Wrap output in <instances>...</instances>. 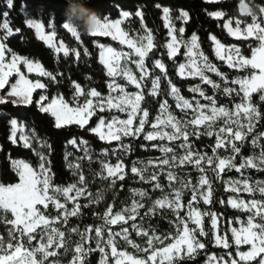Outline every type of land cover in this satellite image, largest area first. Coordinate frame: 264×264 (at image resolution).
I'll return each mask as SVG.
<instances>
[{"label": "trees", "instance_id": "trees-1", "mask_svg": "<svg viewBox=\"0 0 264 264\" xmlns=\"http://www.w3.org/2000/svg\"><path fill=\"white\" fill-rule=\"evenodd\" d=\"M245 1L252 11H257L259 7H264V0H220L216 2H205V0H90L88 7L94 10L103 20L105 17L115 21L121 19V12L128 11L130 13V20L126 24V30L130 34H141L145 31H150L153 36V48L148 53L145 60V67L149 72V76L142 82L146 85L141 89L144 92V99L141 101V109L149 111L147 123L144 126L142 133L138 137H127L120 141H101L98 135L87 131L89 127H94L97 122V116L91 117L84 129L78 125L69 124L61 129L54 127V118L49 114H44L38 111L34 105L29 106H13L12 104L0 105V184L5 186L19 182L15 170L11 165V160H23L29 163L35 170L39 169V157L37 152H43L50 161V175L51 184L53 186L65 187L74 183L78 179L77 168H69L68 165L79 166V171L86 177V184L84 187L86 191L80 197L78 204L80 205L77 215L71 217L64 228L65 232V246L58 251V258H55L58 263L70 264L73 257V250L77 242L80 241V236L72 232L71 229L76 228L79 232H85L88 226H101L104 229V240L108 238V228L112 232L121 231L122 227L128 228L129 240L124 241L117 239L116 247L119 251L132 254L135 258L146 259V253L143 249L148 247V237L137 235V231L131 228L132 220H128L125 224L117 226H106L102 219L103 213L109 206L113 209V214L121 212L126 216L129 213L124 212L125 209H130L134 202L143 204V208H139V215L136 217V223L139 228L148 232L149 235L159 236L163 239L165 236H174L176 234V216L175 214L159 205L155 206L154 214L145 216L150 208L153 207L155 201L163 200L167 197L169 200L174 199V192L182 190L181 202L184 207L181 210L182 216L187 220V204L192 199L191 185H197L201 175H206V178L211 182V202L205 204L199 201L197 209L202 213L214 212L217 214L219 220V234L225 233L229 237V243L232 244L230 249L235 253V245L232 243V233L230 231V223L238 226V221H241L243 226H246L248 216L252 214L249 211H242L234 209L228 204L229 197L240 198L246 201L253 199L257 201H264V196L256 192L235 193L225 191L226 185L223 181L228 179H247L251 185L257 184V181L264 182V171H259L255 168L242 169L237 172L235 169L221 173L222 179H217L215 173L211 168L206 169L205 173H201L196 167L185 164L176 165V161L180 162L179 158L185 155V149L179 147L183 140L175 142L164 141H147L144 135L152 131V124L156 122V117L160 115V104L158 101L167 99L169 109L176 119L182 123L191 121L193 113L191 111H181L176 107V101L167 93L170 92V86L167 79L162 77L161 88L157 96L149 95L151 90V79L154 78L152 73L160 74L159 69H154V61L160 60L166 66L168 78L179 89L180 95L196 106L198 100L201 104L211 106L210 102L204 97H201L199 92L189 91L190 88L200 85L201 90L205 96H211L216 101V107H225L229 110H234V104L240 102V98L235 94L228 96L223 93V88L226 86L220 77L215 73L206 72L215 83L220 85L219 90H214L211 85L203 84L199 77L184 78L178 74L179 63H185L186 57L183 55L185 49L181 47L180 53L177 57L169 59L167 57L166 44L169 42L168 29L164 27L162 19L163 13L161 9L156 7L157 4L161 6H168L172 9L173 21L177 28L184 27L185 33L183 39H189L193 33L198 37V45L200 51H203L208 56L209 60L215 64L218 69L225 73L228 80L245 76L249 74L250 70L230 69L227 65L219 61L215 56V44L211 37L215 36L220 43L227 47L235 45L239 47L241 53L251 58L253 50L259 46V42L255 39H237L228 34L227 30L223 28L225 20H240L243 25L252 22L250 15H243L241 12V4ZM65 0H14V7L7 8V0H0V24L5 21L4 12H8L7 22L13 29V34L6 40L3 39L5 31L0 29V38L6 44L7 48L11 49L19 56L27 57L28 59L39 63L46 71L51 72L56 80L53 81L49 77H40L36 75H28L23 67L21 70L32 81L40 80L46 85V89L37 90L33 95V101L39 99L40 94H45L49 98L62 96L70 105H74L72 100L75 88L74 84H79L85 93L96 89L101 96L109 95L108 85L112 83L113 79L108 76L107 70L101 61V48L103 44L105 47H111L118 52L129 53L132 59L137 58L132 51L117 40H113L109 36H92L90 33L79 32L80 38L77 40L66 29L62 27L65 23ZM183 9L189 13V20L183 23L182 20L176 19L179 15V10ZM141 11L143 18L136 16V12ZM222 11L225 18L216 20L209 16V12ZM34 20L45 25V30L48 33H55L58 41L65 44L70 51L69 55L65 57L63 54H56L53 48L40 40L33 28H29L27 21ZM20 31L17 32L16 30ZM73 49L80 53L79 58L76 57ZM88 50V54H84V50ZM8 57L11 53H7ZM138 78L139 72L135 70ZM162 75V74H161ZM15 82V76L10 79V83ZM116 82L125 88L128 93H137L134 85L130 84L125 78H117ZM233 86V85H227ZM238 87V86H234ZM8 85L5 86L2 93H7ZM260 94L256 92L252 95V102L264 111V102L260 101ZM86 97H83L84 101ZM142 113V111L140 112ZM106 119H111L112 116L118 119H127V114L111 109L103 113ZM137 116L136 123H138ZM12 118H17L20 124L24 125L27 136L31 139L32 147L24 148L22 143L13 144L9 140L10 125L9 121ZM189 133L188 144L191 146V151L200 155L213 156L212 147L215 146L216 136L200 135L199 137L194 132L204 133V127H197L195 125H187ZM256 133L264 132V121L257 124ZM76 139L77 147H73L68 141ZM252 137L249 136L241 149V156L249 157L258 155L259 148H253L251 144ZM87 141V145L80 143V141ZM264 143V140L261 141ZM44 145H50L49 150ZM123 145L124 147H121ZM153 145L167 146L173 149V152L167 154L166 157L171 161L174 154L177 159L171 162V166L165 168H158L151 163L161 160L165 157L164 153L159 150V147ZM88 150V155L85 154V149ZM217 154L221 157L231 155L230 150H218ZM91 156L89 161L88 156ZM241 156L236 157V164L241 162ZM101 161L115 166L117 163H122L124 166V179H115L109 177L105 170L102 171ZM136 166L138 169H145L144 173L149 176L155 174L158 181H150L149 179L141 180L139 175L133 174L131 168ZM171 172L174 179L169 181L168 173ZM159 182L160 188H155L154 185ZM188 188H183L182 185L189 183ZM143 192L145 195L141 196ZM100 194L99 202H97V194ZM91 197V198H89ZM223 200L225 203H219ZM52 220L60 219L62 212L55 210L52 207L45 212ZM143 217V219H141ZM256 222L259 221L257 217ZM190 228L196 227L190 220L188 221ZM203 226L206 232L211 235V221L210 218L204 215ZM11 225L0 221V236L7 240V231ZM94 236V233H92ZM201 242L205 243V249L199 251L192 260H186L184 264H206L210 256L224 255L226 250L215 246L209 242L208 237L197 236ZM170 242L164 239L163 244L156 242V248L160 249L166 247ZM91 247L95 248L94 239L89 242ZM135 245V246H134ZM85 247L88 243H85ZM247 245L240 246L241 250L247 251ZM108 252V263L114 264V258L111 257L110 248H106ZM150 253V251H149ZM148 253V254H149ZM101 253L97 250L90 253L86 258V264H100ZM169 264H176V260Z\"/></svg>", "mask_w": 264, "mask_h": 264}, {"label": "snow or ice", "instance_id": "snow-or-ice-1", "mask_svg": "<svg viewBox=\"0 0 264 264\" xmlns=\"http://www.w3.org/2000/svg\"><path fill=\"white\" fill-rule=\"evenodd\" d=\"M205 2H211V0H205ZM14 7V0H7V8L12 9ZM156 7L161 9L163 16L164 27L168 29L167 35L170 37L169 42L166 44L167 57L173 59L180 53L181 47L185 49L183 55L187 57V63H179L178 74L183 77L185 75L186 68L189 70L188 75L198 76L203 84L211 85L214 90H219L220 85L215 83L206 72L215 73L216 76L226 85L223 88V93L240 98L239 103L234 104V110L226 109L225 107H216V101L211 96H205V93L201 90L200 85H196L189 89L192 92H199L201 97H204L211 104V115H205L204 110L208 108V105L201 104L196 101V107L193 109L197 115L191 120L182 123L176 119L175 116L168 111L169 105L167 99L158 101L160 104V111L162 114H167L166 120H161L158 115L156 122L152 124L153 131H149L144 135V139L147 141H154L159 138L160 141L167 139L168 141H174L183 138V142L179 145L180 148L185 149V155L180 157V163H193L198 171L205 173L202 161H206L211 167L213 173H215L217 179H222L221 173L231 171L235 169L240 172L242 169L255 168L259 171H264V132L256 133L255 129L257 124L264 121V111H261L258 106L252 102V93L259 92L260 101L264 102V7H259L257 11H252L247 6H243L242 10L247 12L251 16L252 22L241 27V21H235V28H233L232 21L228 20L223 23V28L227 30L228 34L236 37L237 39H248L254 37L259 42V46L253 50L251 58L245 57L239 47L232 45L230 47L225 46L212 36L211 39L215 44V56L219 61L224 62L228 68L237 70H250L248 75L237 77L228 80L225 73L221 72L218 67L213 64L207 55L203 51H199L198 37L195 33L185 40L183 34L185 33L184 27H175L173 23L172 9L168 6H161L157 4ZM209 16L215 18H221L224 16L222 11L209 12ZM136 16L143 18V13L137 11ZM3 16L5 21L0 24V29L5 31L3 39H7L13 34V29L7 22L8 12H4ZM121 16L128 18L130 13L128 11H122ZM176 19L182 20L185 23L189 19V13L183 9L179 10V15ZM121 19L112 21L105 17L100 19L98 26L94 31L90 32L92 36H111L113 40H120L121 44H127L134 50L135 55L139 57L136 61V65L141 69V75L139 80L134 77L129 71L123 70V76H125L128 82L134 85L137 89H143L146 87L142 82L149 76V72L145 67V58L148 56L149 50L153 48V36L150 31L146 35H141L134 41L131 38L125 39L127 33L121 29ZM29 28H34L36 35L42 41H44L50 48H54L56 53L63 50L64 56L69 55L68 50L64 44L61 43L59 47H56L52 41L55 33L51 35L45 34V25L33 20L27 21ZM62 27L66 29L77 40L80 38L79 32L68 23H63ZM17 32L20 30L17 29ZM179 33V36L177 35ZM146 41V43H145ZM101 48V61L107 68V74L109 77H115L120 73L117 69L120 66L121 52L114 50L111 47H105L103 44ZM6 52L11 53L10 60H6ZM77 58L80 53L73 49ZM84 54H88V50H84ZM20 65H23L28 73L36 72L39 76L49 77L55 81L56 77L46 71L39 63L34 62L27 57L19 56L11 49L7 48L6 44L0 42V89H5L8 85V90L5 96H0V105L12 104L13 106H29L34 105L39 112L49 114L54 118V127L61 129L69 124L78 125L81 129L85 128L88 124L89 118L94 115L97 116L98 122L94 127L86 129L96 135H98L101 141H120L122 136H135L141 133L145 124L148 122L149 111L140 107L141 101L144 99V92H137L129 94L125 91V88L113 80L108 85L109 95L107 97L101 96L96 90L85 93L79 84H74V94L72 100L75 102V106H70L62 96H56L49 98L45 94H40L39 99L33 101L32 95L36 89H46V85L41 83L40 80L33 82L28 79L25 73L21 70ZM154 69H159L160 74L153 71L154 78L151 79V90L149 95L157 96L161 88L162 77L167 79V83L170 86V92L176 99V107L181 111L185 109L193 108V104L187 99H184L179 94V89L173 84L172 80L168 78V72L166 66L160 60H155ZM162 74V75H161ZM15 75V82L10 83V77ZM233 86H227V85ZM238 86V87H234ZM117 93V95H112ZM86 97L84 102L80 103V98ZM111 109H117L119 112L126 113L127 119H118L112 116L111 119H106V110L110 112ZM98 110V111H97ZM142 111V115L138 118V126L133 127L134 120L137 119V114ZM222 117L224 127H220L215 132L216 142L212 147L213 156L195 154L191 151V146L188 144L189 133L187 131V125L199 126L205 121L210 123L207 125V130L204 133L194 132L198 137L200 135L212 136L213 124L216 119ZM246 121V123L244 122ZM164 124L170 126L172 132H165L161 130L159 125ZM10 136L9 140L13 144H17L16 133L18 129H22L23 125L20 124L17 118H12L9 121ZM107 128V132L102 131L103 128ZM251 136V144L253 148H259L258 155H252L249 157L241 156V149L248 137ZM19 140L22 141V146L26 149L32 147V142L29 136L21 134ZM239 142V143H237ZM73 145L77 144V140L73 139L68 141ZM80 143L87 145V141L81 140ZM49 150L50 145H44ZM159 147V150L167 156L168 153L173 152V149L167 146L153 145ZM230 146V149H229ZM121 147H124L121 145ZM225 148L230 150L231 155L221 157L217 154V149ZM85 154L88 155L87 148ZM40 163L39 171H36L29 163L23 160H11V165L19 178L18 183L9 184L5 186L0 184V221L5 222L7 225H11L7 231V240L0 236V264H22V261L27 259V264H47L49 258H55L58 255V250L65 246V233L58 230L56 227H52V222L41 212L37 207L43 205L45 209L48 208L49 203L53 204L57 209H64V223H67L68 216H74L78 214L80 205L76 204L71 212L67 211L64 203H60L59 197L63 196L65 202L75 201L78 197H82L86 191L84 185L86 184V177L79 171V166L69 164V168H77V172L74 175H78V179L68 186H53L51 184V169L49 167L50 161L43 152H37ZM241 156V162L236 164V157ZM91 161V156H88ZM177 157L173 154L171 161L168 158L162 159L163 165H170L171 162L176 161ZM102 171L106 170L109 177H113V183L115 179H124L123 164L117 163L115 166L109 165L101 161ZM145 169H138L135 165L131 168L133 174L139 175L141 180H145V176L142 174ZM169 181L174 179L171 172L168 173ZM150 181H158L155 174L151 175ZM223 183L226 185L225 191L238 192L241 189L239 184L243 183V191L253 193L257 189L249 186L248 180L243 181L225 180ZM257 185H261L264 182L257 181ZM208 186V193L202 190L203 186ZM189 183L182 185L183 188H188ZM155 188H160L159 182L154 185ZM192 199L188 201L187 208V220L182 216L181 210L184 205L181 203L182 190H176L174 192V199L169 200L165 197L163 200L155 201V204L147 212L145 216L154 214L155 206L159 205L161 209L164 208L165 203L167 208L170 209L176 216V234L174 236H165L163 239L159 236L149 235L148 232L138 227L135 222L136 217L139 215L138 209L143 208V204L134 202L130 209H125L124 212L129 215L117 212L113 214L111 206L103 213L102 219L106 226L116 225L118 222L127 223L128 220H132L131 228L137 231V235L148 237V247L143 249L146 253V259H135L128 256L125 252H118L114 237L122 236L125 240L128 239V228L122 227L120 232H112L111 228H108V238L104 240V229L101 226H88L85 232L81 233L78 229H71L72 232L77 233L80 236V241L76 243L73 250V257L70 264H86L87 256L94 252L99 251L101 253L100 264H108V252L106 248H110L111 257L114 258L115 264H125V259L130 264H157L158 257L160 258L159 264H163L164 258H167L170 262L176 257V264H184L186 260L194 259V254L197 249H205V243L201 242L197 236L208 237L209 242L215 246L226 250L224 255L219 257L213 255L208 258L206 264H264V201H257L255 199L249 201L247 204L244 201L237 202L229 197L228 204L233 208H244L249 212H252L248 216L246 226L241 227L239 230L235 227L231 228L232 243L235 245V253L230 250L232 244L229 243V237L225 233L219 234L218 229V217L214 212L200 213L193 210V201H196L199 197H203L205 204L210 203L211 196V182L206 178V175H201L197 185H191ZM258 191L264 196V186L258 187ZM75 192V196L69 195V193ZM141 196L145 193L141 192ZM91 198V197H89ZM100 194H97L96 200L99 202ZM219 203L224 204L223 200ZM253 210H255L253 212ZM202 215H206L211 221V235L206 232L202 223ZM259 217L260 222H256ZM143 219V217H141ZM191 221L196 227L190 228L188 221ZM94 233V236L92 235ZM95 239V248L91 247L89 243ZM164 239H168L170 242L166 247L160 249H152L153 240H159L163 244ZM25 240L29 245L33 241H36V246L30 249H25L23 255H21L24 248ZM85 243L88 246L85 247ZM241 245H247L248 250H241ZM135 246V245H134ZM183 250V255L181 252ZM52 264H58L55 259Z\"/></svg>", "mask_w": 264, "mask_h": 264}, {"label": "rangeland", "instance_id": "rangeland-1", "mask_svg": "<svg viewBox=\"0 0 264 264\" xmlns=\"http://www.w3.org/2000/svg\"><path fill=\"white\" fill-rule=\"evenodd\" d=\"M249 8V7H248ZM250 9V8H249ZM241 12L244 14V13H246L245 11H243V10H241ZM225 18V16H223L222 17V19H224ZM130 20V16L128 17V18H121V21H122V23H121V29L123 30V31H125L126 33H127V36L125 37V39H128V38H131V39H133L134 41L136 40V38L137 37H139V36H141V35H146L147 34V32L148 31H145V32H143V33H141V34H138V33H135V34H130L127 30H126V24H127V22ZM229 20H231V19H229ZM34 21V20H33ZM228 20H225V22H227ZM232 21V27L233 28H235V21H233V20H231ZM35 22H37V21H35ZM40 23V22H39ZM173 23H174V21H173ZM174 25H175V23H174ZM245 25H243L242 23H241V27L243 28ZM175 27H176V25H175ZM177 28V27H176ZM34 29V28H33ZM178 29V28H177ZM35 30V29H34ZM44 31H45V34L46 35H51V34H53V33H48V32H46V30L44 29ZM177 35L179 36V33H177ZM109 37H111V36H109ZM112 38V37H111ZM243 39V38H242ZM248 39H254V37H249ZM117 41H119L120 42V40L119 39H117ZM0 42H3V40L0 38ZM4 43V42H3ZM52 43L56 46V47H59L60 45H61V43H63V42H61V41H58L57 40V38H56V35H54L53 36V41H52ZM145 43H146V41H145ZM64 44V43H63ZM123 45H125L127 48H129L131 51H132V53H133V55L137 58L136 60H134V59H132V57L129 55V53H125V52H121V53H123V54H125V55H122L121 56V59H120V66H119V68L117 69V71L120 73L119 75H117V76H115V77H111L114 81H115V83H117L116 82V79L117 78H125L126 80H127V78L125 77V76H123V70H127V71H129L134 77H136L137 78V80H139V78H138V76L136 75V73H135V70H137V72H139V74L141 75V69H139L138 67H137V65H136V61L139 59V57L138 56H136L135 55V52H134V50L133 49H131L127 44H123ZM64 46H65V44H64ZM65 48L67 49V47L65 46ZM107 48V47H106ZM54 49V48H53ZM68 50V49H67ZM54 51H55V49H54ZM151 51V49L149 50V52ZM199 51H200V48H199ZM68 52L70 53V51L68 50ZM56 54H63L64 55V53H63V50L61 51V52H59V53H56ZM10 58H11V56L10 57H8L7 55H6V60H10ZM187 58V57H186ZM145 60H146V58H145ZM185 63H187V59H186V62ZM105 66V65H104ZM20 67H23L24 69H25V71H26V73L28 74V75H36V76H38L39 74L38 73H36V72H32V73H28L27 72V69L23 66V65H20ZM106 68V67H105ZM106 70H107V68H106ZM148 71V70H147ZM188 69L186 68V70H185V75L183 76L184 78H193V77H198V76H192V75H188L187 73H188ZM13 76H15V75H13ZM12 76V77H13ZM27 76V75H26ZM12 77H10V79L12 78ZM40 77H42V76H40ZM27 78H28V76H27ZM29 79V78H28ZM31 80V79H30ZM128 81V80H127ZM33 82H35V81H33ZM113 82V81H112ZM118 84V83H117ZM140 90L141 89H139V92H140ZM2 91H3V89H0V96H5L6 95V93H2ZM37 90H35L34 92H33V95H34V93L36 92ZM129 94H132V93H129ZM179 94H180V92H179ZM253 94H255V93H252V95ZM112 95H117V93H113ZM103 97H107V96H103ZM173 97V96H172ZM82 98L83 97H81L80 98V101L82 100ZM174 98V97H173ZM175 99V98H174ZM175 101H176V99H175ZM84 101H82V102H80L81 104L83 103ZM177 103V102H176ZM191 103V102H190ZM70 105V104H69ZM70 106H72V105H70ZM73 106H75V102H74V105ZM140 107H141V104H140ZM195 107L196 106H194L193 105V108H190V109H185L184 111H191L192 113H193V116H192V118H194L196 115H197V113L196 112H194L193 111V109H195ZM115 110H117V109H115ZM98 111V110H97ZM142 115V113H138L137 114V116L138 115ZM204 114L205 115H211V106H208V108H206L205 110H204ZM160 117H161V120H166L167 119V114L165 113V114H162V113H160V115H159ZM91 118H89V120H90ZM137 120V119H136ZM136 120H134V124H133V127H135V126H138V123H136ZM89 122V121H88ZM245 123H246V121H244ZM210 122L209 121H205L203 124H201V125H199V126H197V127H204L206 130H207V125L209 124ZM146 125V124H145ZM86 126V125H85ZM159 127L161 128V130H163V131H165V132H172L173 130L170 128V126H165L164 124H161V125H159ZM220 127H224V124H223V118L222 117H219V118H217L216 119V121H215V123L213 124V128H212V131H213V133L215 134V132H217L218 131V129L220 128ZM102 131H104L105 133L107 132V128L105 127V128H103L102 129ZM143 131V130H142ZM142 131H141V133H142ZM152 131H153V128H152ZM141 133H139L138 135H135V136H127V137H138ZM21 134H24V135H27L26 134V132H25V128H24V126H23V128L22 129H18L17 130V133H16V138H17V143H23L22 141H20L19 140V137H20V135ZM127 137H125V136H122L121 137V140L122 139H124V138H127ZM179 140H183V138L181 137L180 139H177V140H174V141H168L167 139H165V140H163L164 142H175V141H179ZM106 142H111V141H116V140H111V141H108V140H105ZM154 141H160L159 140V138H157V140H154ZM237 143H239V142H237ZM73 147H77L78 148V146H77V144L76 145H73V144H71ZM220 150H226L225 148H219ZM218 149V150H219ZM229 149H230V146H229ZM193 152V151H192ZM194 153V152H193ZM195 154L196 153H194V157H193V161H194V159H195ZM165 155V154H164ZM220 156V155H219ZM164 158H168V157H164ZM153 166H156V167H158V168H160V169H162V168H165L166 166H171L172 165V163H170V165H163L162 164V159L161 160H158V161H155V162H153V163H151ZM174 164H176V165H185V164H188V165H191V166H194V162L193 163H184V164H181L180 162H175ZM202 164H203V166H204V168L205 169H209V168H211L208 164H207V162L206 161H202ZM195 167V166H194ZM232 170H234V169H232ZM36 171H39V169L38 170H36ZM105 173L107 174V171L105 170ZM123 173H124V167H123ZM122 173V174H123ZM144 176H145V178L146 179H149L150 178V176L147 174V173H142ZM108 175V174H107ZM229 180V179H228ZM231 180H233V179H231ZM234 181H243V179H237V180H234ZM248 183H249V186L250 187H253L254 189H257L256 191H254L253 193H256V192H258V193H260L259 191H258V187H260V186H264V183H262L261 185H257V184H255V185H251L250 184V182L248 181ZM239 188L241 189L240 191H238V192H235V193H248V192H245V191H243V183H240L239 185ZM204 192H205V194H207L208 193V191H209V189H208V186L207 185H205V186H203V189H202ZM253 193H248V194H253ZM69 195H71V196H75V192H71V193H69ZM79 199H80V197H78L75 201H67V202H65V200H64V197L63 196H60L59 197V201H60V203H64L65 204V208L67 209V211H69V212H71L72 211V209L75 207V205L76 204H78V201H79ZM232 199H234V200H236L237 202H239V201H244L246 204L249 202V201H246V200H244V199H240V198H232ZM210 200H211V196H210ZM199 201H203V197H199L198 196V199L196 200V201H193V210L194 211H199L200 213H202L199 209H197V204L199 203ZM204 202V201H203ZM182 203V202H181ZM209 204V203H208ZM231 206V205H230ZM40 210H41V212L52 222V224H51V226L52 227H56L58 230H60V231H63L64 232V228H65V225H66V223H64L63 221H64V209H57L53 204H51V203H49V206H48V208L47 209H45L44 207H43V205H38L37 206ZM49 207H52V208H54L55 210H60L61 212H62V215H61V218L60 219H56V220H52L49 216H47L46 215V211L49 209ZM164 207H167V204L165 203V206ZM232 207V206H231ZM233 208V207H232ZM234 209H237V210H242V211H247L246 209H244V208H241V207H238V208H234ZM188 210V209H187ZM255 210H253V212H254ZM79 212V211H78ZM75 216V215H74ZM71 217H73V216H68V218H67V221L71 218ZM201 219H202V223H203V220H204V215H202V217H201ZM120 224H123V222H118L116 225H110V226H117V225H120ZM238 226H235L232 222L230 223V229L231 228H233V227H235V228H237L238 230L241 228V227H244L243 225H242V223H241V221H238ZM218 229H219V220H218ZM120 232V231H119ZM65 233V232H64ZM117 239H121V240H124V241H128V240H125L122 236H118V237H114V240H115V243L117 244ZM128 239H129V233H128ZM94 241H95V239H94ZM156 242H157V240H153V245H152V249H150V252H151V250H155V249H157L156 247ZM36 241H33L32 242V244L31 245H29L28 243H27V241L25 240V242H24V248L22 249V252H21V255H23V253H24V250L25 249H30V248H32V247H35L36 246ZM159 244H161L160 243V241H159ZM241 246H244V245H241ZM62 249V248H61ZM61 249H59V250H61ZM58 250V251H59ZM201 250H203V249H197V251H196V253L194 254V257L197 255V253L199 252V251H201ZM117 251L118 252H124V251H119L118 249H117ZM110 252H111V250H110ZM128 256H131V257H133V258H135L132 254H128L127 252H125ZM150 254V253H149ZM184 253H183V250H182V252H181V255H183ZM58 256V255H57ZM55 258H58V257H55ZM55 258H52V257H50L49 258V261L47 262V264H52V261L55 259ZM135 259H138V258H135ZM177 258L176 257H174L173 258V260L170 262L167 258H164V260H163V264H169V263H172L173 261H175ZM159 260H160V258L158 257V260H157V264H159ZM22 264H27V259H25L24 261H22ZM58 264H61V263H58ZM109 264V263H108ZM114 264H115V261H114ZM125 264H130V262L129 261H127V259H125Z\"/></svg>", "mask_w": 264, "mask_h": 264}, {"label": "clouds", "instance_id": "clouds-1", "mask_svg": "<svg viewBox=\"0 0 264 264\" xmlns=\"http://www.w3.org/2000/svg\"><path fill=\"white\" fill-rule=\"evenodd\" d=\"M65 3V23L83 33L95 30L100 22V17L88 7L90 0H65Z\"/></svg>", "mask_w": 264, "mask_h": 264}, {"label": "crops", "instance_id": "crops-1", "mask_svg": "<svg viewBox=\"0 0 264 264\" xmlns=\"http://www.w3.org/2000/svg\"><path fill=\"white\" fill-rule=\"evenodd\" d=\"M212 2H216V1H220V0H211ZM243 6H247L248 7V5L246 4V2L245 1H243L242 2V4H241V10H242V7ZM243 14V13H242ZM243 15H248L247 14V12L246 13H244ZM215 18V17H214ZM216 20H222V17L221 18H215ZM189 20V19H188ZM183 23H185L184 21H183ZM39 76V75H38ZM36 90H42V89H36ZM32 98H33V95H32ZM23 125V124H22ZM24 126V125H23Z\"/></svg>", "mask_w": 264, "mask_h": 264}]
</instances>
